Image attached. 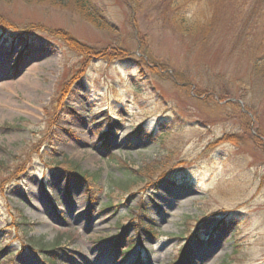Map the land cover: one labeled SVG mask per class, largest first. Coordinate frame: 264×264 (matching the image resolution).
I'll use <instances>...</instances> for the list:
<instances>
[{"label":"rangeland","instance_id":"1","mask_svg":"<svg viewBox=\"0 0 264 264\" xmlns=\"http://www.w3.org/2000/svg\"><path fill=\"white\" fill-rule=\"evenodd\" d=\"M28 1L0 0V264H264L250 0H92L100 28Z\"/></svg>","mask_w":264,"mask_h":264},{"label":"trees","instance_id":"2","mask_svg":"<svg viewBox=\"0 0 264 264\" xmlns=\"http://www.w3.org/2000/svg\"><path fill=\"white\" fill-rule=\"evenodd\" d=\"M26 2L29 3L28 0H24ZM34 2H37L38 5L44 4L46 2H48L49 0H33ZM240 1L238 2L239 4H237V10L240 9V5H243L245 3V1L247 0H237ZM58 4H60V6H62L64 3H66L65 7L72 13H75L77 16L81 17V19H84L85 21H87L88 23L92 24L93 26L100 28V27H104V24L106 23L103 15H101L102 13H100L101 11L99 10V7L92 1V0H58L57 2ZM50 5H54L57 6L56 3H50ZM250 11H248L247 15H244L246 20H249L250 23H253V25L258 24V21H263L264 19V0H250ZM178 12H176L177 14ZM257 13V16L256 14ZM253 16H255L253 18ZM180 17V16H177ZM180 21V23H182V19L181 17L178 19ZM0 21L3 22V24L8 28V29H12L13 26L11 24H9L8 20L4 17V15H0ZM245 28V27H243ZM186 31H189L188 28ZM243 31V29H242ZM61 39L62 41L65 43L66 47L72 51H77L79 52L81 55L87 57V59H91V57H96L95 54L92 53V49L89 48L88 46H85L83 44H79L77 42H74L72 40H70L69 38H67L65 36V34H61ZM257 41V39H255ZM261 47H259L260 49ZM121 51V49H112L110 54H105L104 55V59L108 60V61H112L114 59L116 60H122V59H126L127 58V54L125 53H119ZM88 59V60H89ZM261 64L257 63L256 61L253 62V68L257 69L261 68ZM264 66V65H263ZM20 127V126H19ZM6 167L5 165H3L0 162V173H2L3 171H6ZM143 225V224H142ZM144 226V225H143ZM42 251H45L46 249H41ZM50 264H52V260H49Z\"/></svg>","mask_w":264,"mask_h":264},{"label":"bare ground","instance_id":"3","mask_svg":"<svg viewBox=\"0 0 264 264\" xmlns=\"http://www.w3.org/2000/svg\"><path fill=\"white\" fill-rule=\"evenodd\" d=\"M36 65H31L27 68L24 69V71L21 73V76L18 79V86L21 88L22 91L29 93L32 90L38 89V85H36L34 81L35 73H36ZM11 90L9 84L7 83H2L0 84V96L7 99L6 97L8 96L6 92H9ZM75 208V207H73ZM213 246L212 248H214ZM200 254V252H199ZM201 256V254H200ZM89 264V262H88ZM92 264V263H91Z\"/></svg>","mask_w":264,"mask_h":264}]
</instances>
